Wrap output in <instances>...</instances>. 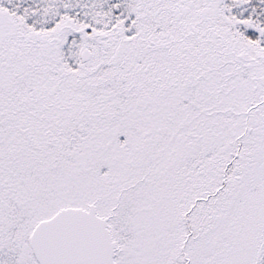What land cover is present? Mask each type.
<instances>
[{"label":"snow or ice","instance_id":"6c2138e0","mask_svg":"<svg viewBox=\"0 0 264 264\" xmlns=\"http://www.w3.org/2000/svg\"><path fill=\"white\" fill-rule=\"evenodd\" d=\"M0 264H264V0H0Z\"/></svg>","mask_w":264,"mask_h":264}]
</instances>
